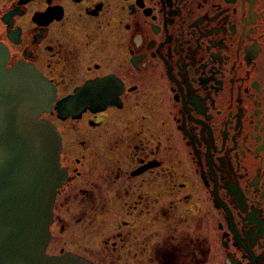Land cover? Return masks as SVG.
<instances>
[{
	"label": "flooded vegetation",
	"instance_id": "obj_1",
	"mask_svg": "<svg viewBox=\"0 0 264 264\" xmlns=\"http://www.w3.org/2000/svg\"><path fill=\"white\" fill-rule=\"evenodd\" d=\"M0 44L54 88V208L109 213L108 259L264 264V0H0Z\"/></svg>",
	"mask_w": 264,
	"mask_h": 264
},
{
	"label": "water",
	"instance_id": "obj_2",
	"mask_svg": "<svg viewBox=\"0 0 264 264\" xmlns=\"http://www.w3.org/2000/svg\"><path fill=\"white\" fill-rule=\"evenodd\" d=\"M0 44V264H93L71 253L48 255L49 226L57 189L65 182L57 129L41 119L55 90L31 66L5 69ZM95 84L58 101V116L77 118L95 106Z\"/></svg>",
	"mask_w": 264,
	"mask_h": 264
},
{
	"label": "rangeland",
	"instance_id": "obj_3",
	"mask_svg": "<svg viewBox=\"0 0 264 264\" xmlns=\"http://www.w3.org/2000/svg\"><path fill=\"white\" fill-rule=\"evenodd\" d=\"M61 204L63 208H61ZM53 214L55 216L54 222L50 227L53 234L52 239L50 238L48 242L46 252L53 255L71 252L80 257L86 256L95 264H127L125 258L113 257V259H108L101 250V238L109 231L111 232L115 225L109 213H106L107 216L105 215L106 217H103L100 222L93 220L90 225L87 222L84 226V223L80 221L81 215L86 219L90 212L80 204L77 196L72 195L65 199L63 193L58 196L57 206L56 209H53ZM115 215L116 212H114ZM87 220L90 221V218ZM84 228H87L86 231Z\"/></svg>",
	"mask_w": 264,
	"mask_h": 264
}]
</instances>
